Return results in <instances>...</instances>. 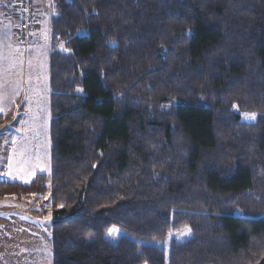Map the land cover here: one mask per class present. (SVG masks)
I'll return each mask as SVG.
<instances>
[{
	"label": "trees",
	"instance_id": "1",
	"mask_svg": "<svg viewBox=\"0 0 264 264\" xmlns=\"http://www.w3.org/2000/svg\"><path fill=\"white\" fill-rule=\"evenodd\" d=\"M52 4V264H264V0Z\"/></svg>",
	"mask_w": 264,
	"mask_h": 264
},
{
	"label": "rangeland",
	"instance_id": "2",
	"mask_svg": "<svg viewBox=\"0 0 264 264\" xmlns=\"http://www.w3.org/2000/svg\"><path fill=\"white\" fill-rule=\"evenodd\" d=\"M12 1H14L12 5L10 4L12 7H8L10 8L9 13L15 7L16 0ZM44 17L48 18L46 14H44ZM61 49L65 51L63 47ZM32 112L33 114L28 118L31 129L26 130L27 133L20 131L17 125L14 132L3 129L0 133V165H4L2 164L1 157L7 149L1 137L3 134H8L13 143L12 150L17 153V157L25 161V163L16 165L18 169H16V173L20 174H18L19 176L16 175L18 176L16 180L21 178L20 180L24 183L23 185L31 184L38 174H50L52 166L51 116H49V123L47 115L42 117L37 112ZM19 120L20 117H17L15 123H19ZM244 120L248 122L254 121V119L247 120L245 118ZM24 168H26L25 172ZM9 169L6 166L7 174L5 178H0V183L14 180V172ZM1 171H3V168H1ZM48 187L50 188V184ZM50 193L49 189L46 194L41 196L28 195L21 199L16 196L3 198L7 200L0 203V243L7 250L10 248V252L15 253V255L11 253L10 259L2 255L0 257V264H52L53 205ZM112 229H117L118 231L111 236L108 234L107 238L111 242L116 243L120 240L123 233L116 227ZM188 230L183 229L173 232L170 235L167 246L169 247L172 243H182L189 240L191 232Z\"/></svg>",
	"mask_w": 264,
	"mask_h": 264
},
{
	"label": "crops",
	"instance_id": "3",
	"mask_svg": "<svg viewBox=\"0 0 264 264\" xmlns=\"http://www.w3.org/2000/svg\"><path fill=\"white\" fill-rule=\"evenodd\" d=\"M13 2L0 0V109H3V114H0L3 118L0 133L3 129L14 132L17 126L23 133L31 129L28 118L33 114L32 111L42 117L47 115L49 123V116H51L50 56L52 52L51 23L54 14L52 0L37 2L39 13L37 29L28 49L20 44L17 38L18 16H9L12 7L10 4L12 5ZM44 14L48 18H45ZM17 117H20L19 123H15ZM1 138L7 149L1 157L4 165H0V178H5L6 166H8L9 170L14 172V180L11 179L13 181L10 182L24 184L21 178L16 180V177L20 175L16 173V165L25 161L17 157V153L12 150L13 143L10 135L3 134ZM5 200L7 199H0V203ZM11 253L10 248L7 250L0 243V257L3 255L10 259ZM12 254L15 255V253Z\"/></svg>",
	"mask_w": 264,
	"mask_h": 264
},
{
	"label": "built area",
	"instance_id": "4",
	"mask_svg": "<svg viewBox=\"0 0 264 264\" xmlns=\"http://www.w3.org/2000/svg\"><path fill=\"white\" fill-rule=\"evenodd\" d=\"M37 4V0H16L14 10L9 13V16L16 15L19 18L17 38L26 49L31 46L37 29Z\"/></svg>",
	"mask_w": 264,
	"mask_h": 264
},
{
	"label": "snow or ice",
	"instance_id": "5",
	"mask_svg": "<svg viewBox=\"0 0 264 264\" xmlns=\"http://www.w3.org/2000/svg\"><path fill=\"white\" fill-rule=\"evenodd\" d=\"M0 114H3V109H0ZM244 118L247 120H253L255 119V113H244ZM117 231H118L117 229H110L109 235L111 236L113 233H116ZM188 231H190V229Z\"/></svg>",
	"mask_w": 264,
	"mask_h": 264
}]
</instances>
